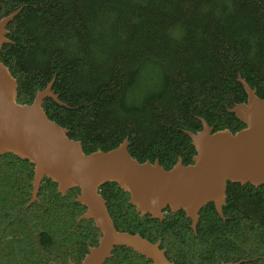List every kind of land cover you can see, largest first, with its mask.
<instances>
[{"label": "trees", "instance_id": "1", "mask_svg": "<svg viewBox=\"0 0 264 264\" xmlns=\"http://www.w3.org/2000/svg\"><path fill=\"white\" fill-rule=\"evenodd\" d=\"M8 24L0 62L17 83V103L31 104L52 79L66 107L45 99L49 120L67 129L85 154L124 139L138 162L170 169L195 154L183 131L235 133L227 111L245 103L239 74L264 97V0H1ZM33 165L0 155V264H80L100 232L75 201L43 178L31 203ZM99 193L117 231L159 243L175 264H264V186L230 184L219 217L199 211L195 231L183 211L141 216L115 183ZM104 264H151L116 247Z\"/></svg>", "mask_w": 264, "mask_h": 264}, {"label": "water", "instance_id": "2", "mask_svg": "<svg viewBox=\"0 0 264 264\" xmlns=\"http://www.w3.org/2000/svg\"><path fill=\"white\" fill-rule=\"evenodd\" d=\"M18 11L0 19V52L2 45L10 42L6 28ZM53 80L35 94L31 104H18L17 83L0 62V155L13 154L33 165L31 203L37 200L45 177L56 183L62 196L72 188L79 189L75 201L86 209L80 219L92 220L100 232L97 245L88 249L80 264H104L116 247L129 248L151 264H175L166 258L158 242L116 230L99 193L105 183H115L127 192L129 203L141 216L163 220L166 209L183 211L193 231L199 211L207 204L223 217L227 183L264 186V97H258L239 74L237 81L246 102L234 104L227 111L244 127L235 133L213 131L198 118L199 131H183L195 151L192 163L183 165L178 158L170 169H164L157 160L140 163L132 158L127 139L109 151L85 154L81 143L69 139L67 129L49 120L45 113V99L66 107L52 90Z\"/></svg>", "mask_w": 264, "mask_h": 264}, {"label": "flooded vegetation", "instance_id": "3", "mask_svg": "<svg viewBox=\"0 0 264 264\" xmlns=\"http://www.w3.org/2000/svg\"><path fill=\"white\" fill-rule=\"evenodd\" d=\"M201 126V125H200ZM200 129H201V127H200ZM198 131V130H197Z\"/></svg>", "mask_w": 264, "mask_h": 264}]
</instances>
